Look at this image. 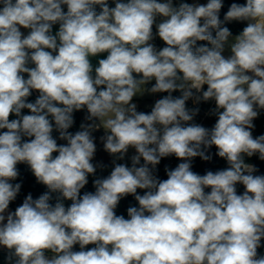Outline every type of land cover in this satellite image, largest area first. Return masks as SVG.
<instances>
[{"label":"clouds","instance_id":"clouds-1","mask_svg":"<svg viewBox=\"0 0 264 264\" xmlns=\"http://www.w3.org/2000/svg\"><path fill=\"white\" fill-rule=\"evenodd\" d=\"M114 3L0 0V130H6L0 132V246L14 264H264L257 253L264 175H254L258 169L244 159L264 160V135L251 131L257 109H264V0L230 5L224 20L247 22L234 37L221 26L222 0ZM154 25L166 45L159 49L151 43ZM105 53L94 68L91 58ZM153 80L148 91L168 95L150 113L139 112L133 97ZM193 89L202 93L197 101H215L211 129L189 123L199 111L186 107ZM32 90L39 92L34 103L27 102ZM175 91L181 95L173 97ZM84 108L99 123L68 132L73 112ZM54 128L66 144L57 143ZM99 128L109 154L123 159L131 147L136 155L131 167L115 164L94 181V193L81 196L96 171L91 133ZM212 146L229 167L192 171V158L211 159L205 150ZM171 155L184 162L160 180L153 169ZM18 163L71 205L29 194L7 212L21 188L10 183ZM127 195L139 207H129L125 219L115 209Z\"/></svg>","mask_w":264,"mask_h":264},{"label":"trees","instance_id":"trees-1","mask_svg":"<svg viewBox=\"0 0 264 264\" xmlns=\"http://www.w3.org/2000/svg\"><path fill=\"white\" fill-rule=\"evenodd\" d=\"M126 2V0H125ZM182 2H186L191 4V0H174L173 4L175 6H178L180 3ZM246 3V0H243L242 4ZM108 5L109 7H114L115 3L114 0H108ZM64 10L67 11L66 6H63ZM95 10L99 13L100 11V6L96 5L95 6ZM247 22H239V21H223L221 26L222 27H228L229 30L231 31L232 35H238L242 30L243 27L246 26ZM59 29V24H55L52 27V34L55 35V33L58 31ZM29 32V30H28ZM27 32V34H28ZM156 33V28L155 25L153 27V34L155 36ZM213 36H215V30H213ZM200 45H207L210 47V45H208L207 41H198L197 42V46ZM163 47V46H162ZM29 67H34V65L29 64ZM25 78H27V74H24ZM155 81H151L148 84H146V87H152L154 85ZM207 89V85L204 86V90ZM160 97H164L167 96L168 93H160L159 94ZM181 95V93L179 91H175L172 93L173 97H179ZM202 93H197L194 89H193V97L190 98L188 101H186V107L189 110H195V109H199V111L196 113V115L193 117V120L190 121L189 123H195V124H199L202 125L206 128L211 129L214 124L216 123L217 120V115L215 113V109H216V104L214 100H208V101H204V100H199L197 101L196 97L197 96H201ZM39 96V92L36 90H32L31 95L27 98V102H35V100L37 99V97ZM258 111V116L256 118V137L260 136V135H264V109H257ZM141 112H145V113H150V109H144ZM22 114H30L28 109H23L22 110ZM81 110L79 111H74L73 112V120L74 123L73 125L68 129V132L75 134L77 131H81V125H83L82 123V117H81ZM16 117L14 115H10V119H15ZM51 119V118H50ZM54 124V121H53ZM6 130H0V132H3ZM53 137L57 140L58 144H66L67 141L65 140H61L59 139V132L55 130L52 133ZM31 138L28 137H23L22 138V142L23 141H27ZM217 153V149L215 146H212L209 149L205 150V154L209 155L211 157V159L209 160H203L201 159L199 156L192 158L191 160V166H192V171H194L197 174L200 175H204L206 174L207 171H218V170H222L225 169L227 167H229V165L227 164V161L223 158H220L219 156L216 155ZM58 155V153H54L53 154ZM245 162L254 165L258 171L256 173H254V175H264V160H261L259 158V154H256L252 157H244ZM182 160L177 159L174 155L168 156V157H164L161 158V161L158 165H156V168L153 169V175L156 176L158 179L160 180H165L167 179V170H172L175 169V167L178 166L179 163H181ZM93 163V162H92ZM144 163V161L142 162V164ZM141 164V165H142ZM93 165L96 167V171L94 174H89L88 176V183L85 185V187L83 189H81L80 195L82 196L84 193L86 192H95V186H94V181L96 179H103L106 178L110 175L111 171L113 170L112 166H108V165H98L93 163ZM17 170H18V176L15 180H12V184H17L19 183L21 185L20 191L17 194V197L14 201H12L9 205V208L11 209V212H14L15 209L20 206L24 199L27 197V195L30 194V192L32 190H36L40 195L44 194V193H48L50 195V200L49 203L52 205H55L56 202L60 201L62 202L65 207L67 208L68 206L71 205L72 201L71 200H67L64 199L61 194L59 192H50L49 189L37 182L35 176L33 175L30 167L26 164V163H18L17 164ZM151 168V165L149 166ZM237 193L238 194H242L244 191V186L241 184H237ZM144 191L146 190H141L138 189L137 193L140 195L144 194ZM206 191H210V189H206ZM129 207H139L138 202L135 200V197L133 195H127L126 197L122 198L117 206V208L115 209L116 215L120 216H124L125 219H128V208ZM95 245H88L86 246L85 250L90 249L92 247H94ZM74 251H79L80 247L79 245H75L73 248ZM9 251L7 250L4 253H0V264H14L13 260H9L8 255ZM257 253H258V257L259 256H264V239L261 240V246L257 249ZM50 254V253H49ZM14 259V258H13Z\"/></svg>","mask_w":264,"mask_h":264},{"label":"rangeland","instance_id":"rangeland-1","mask_svg":"<svg viewBox=\"0 0 264 264\" xmlns=\"http://www.w3.org/2000/svg\"><path fill=\"white\" fill-rule=\"evenodd\" d=\"M205 3H207L206 0H204ZM160 21V19H158V22ZM21 31L24 33V35H27L28 29H24L21 28ZM233 37L235 35H232ZM231 39V37H230ZM160 42V44H159ZM151 43H153L158 49L162 48L163 45V41L159 39L158 36H154V39L151 41ZM229 50V49H228ZM106 53L105 54H101L98 57H92L91 58V62L93 64V67L95 68V66H98V60L102 59V58H106ZM145 91L142 94H137L135 97H133L132 103H135L137 105V111L141 112L144 109H149L151 107L154 106L155 104V97L154 94L155 93H151L150 91H148V89H150V87H146L145 85L143 86ZM81 117H82V123L83 125H89V124H93L96 123L98 124V120H89L88 119V111L86 108L81 110ZM254 124V128L251 130L253 137H256V128H257V123H256V118L253 121ZM104 130V129H103ZM105 133V130H104ZM92 136L94 137V142L96 144V152L94 154L93 160L92 162L95 164H99V165H108V166H112V168H114L115 164H125L128 167L132 166V160L131 157L136 155V151L134 148H129L128 152L126 153V155L124 156L123 159H119L118 156H113L111 154H109L105 149H104V141L101 139L102 137H104V134L102 133L101 129H97V130H93L92 131ZM143 159L141 158V162L140 164H142ZM184 162V161H181ZM140 166V165H137ZM152 167V166H151ZM8 255H10V253H8ZM14 262V259H13Z\"/></svg>","mask_w":264,"mask_h":264},{"label":"water","instance_id":"water-1","mask_svg":"<svg viewBox=\"0 0 264 264\" xmlns=\"http://www.w3.org/2000/svg\"><path fill=\"white\" fill-rule=\"evenodd\" d=\"M242 2H243V0H222L223 7H222V9L220 10V13H219L220 20L222 22L224 21L225 14L228 11V9H229V7H230V5L232 3L242 4ZM164 46H166V45L163 42V47ZM137 78L139 79V76H137ZM30 194L32 195V197H33L34 200L39 197V194H38V192L36 190H32L30 192Z\"/></svg>","mask_w":264,"mask_h":264},{"label":"crops","instance_id":"crops-1","mask_svg":"<svg viewBox=\"0 0 264 264\" xmlns=\"http://www.w3.org/2000/svg\"><path fill=\"white\" fill-rule=\"evenodd\" d=\"M207 1V0H206ZM193 3H196V4H206L205 2H204V0H191V4H193ZM157 23H158V21H157ZM163 46V45H162ZM224 55L225 56H228V55H230V50H228L227 48H226V50H225V52H224ZM160 93H155L154 94V97H155V100L157 99H160V98H163V97H160V95H159ZM99 123V122H98ZM99 129H101V131H102V133L104 134V136H105V133H104V130H103V128H99ZM99 165V164H98ZM12 181H10V183H11ZM7 212H11V209L9 208L8 210H7ZM7 212L5 213V215H7ZM7 251V249L6 248H4L3 246H0V253H4V252H6ZM48 255H50V254H48Z\"/></svg>","mask_w":264,"mask_h":264},{"label":"built area","instance_id":"built-area-1","mask_svg":"<svg viewBox=\"0 0 264 264\" xmlns=\"http://www.w3.org/2000/svg\"><path fill=\"white\" fill-rule=\"evenodd\" d=\"M173 2H174V0H173ZM158 19H160V18H157V21H158ZM159 44H160V42H159ZM155 102L157 101V99L156 100H154ZM150 109V111H151V109H152V107L151 108H149ZM155 168H156V166H155Z\"/></svg>","mask_w":264,"mask_h":264}]
</instances>
